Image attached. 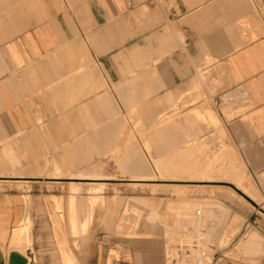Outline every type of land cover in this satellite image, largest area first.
<instances>
[{
    "label": "crops",
    "instance_id": "obj_1",
    "mask_svg": "<svg viewBox=\"0 0 264 264\" xmlns=\"http://www.w3.org/2000/svg\"><path fill=\"white\" fill-rule=\"evenodd\" d=\"M263 1L0 0V178H38L35 168L20 171V162L37 159L41 150L54 151L47 184L68 181L66 213L51 216L55 260L82 264L68 248L61 224L64 220L77 239L74 245L83 249L94 208L104 202L100 194L106 182L153 186L144 183L160 170L182 175L170 172L176 161L192 160L195 171L214 162L216 177L231 179L226 183L264 205V13L258 10ZM208 128L216 129L215 140L221 139L225 149L216 161L202 162L198 156L208 149L201 140L211 138ZM109 153L125 178L103 172L98 160ZM234 158L253 182L245 171L242 185L243 176L231 172ZM51 199L57 210L54 199L60 206L61 200ZM134 200L148 204L144 198ZM218 203L216 210L222 208ZM159 207L143 217L144 245L106 264H165L168 235L156 233ZM31 211L29 195L0 193V264H8L10 253L20 254L10 244L27 218L36 264ZM253 217L247 215L246 236L239 244L246 257L255 251L264 255V229ZM115 218L109 214L106 226L121 233ZM120 220L129 221L125 215ZM239 220L234 215V234ZM138 221L133 219L123 233L131 242L140 238L133 233ZM158 236L162 248L153 239Z\"/></svg>",
    "mask_w": 264,
    "mask_h": 264
},
{
    "label": "rangeland",
    "instance_id": "obj_2",
    "mask_svg": "<svg viewBox=\"0 0 264 264\" xmlns=\"http://www.w3.org/2000/svg\"><path fill=\"white\" fill-rule=\"evenodd\" d=\"M258 10H260L261 13H264V1L263 5L260 3ZM254 11L256 14L258 13L256 9H254ZM202 122H205L206 125L217 124H213L210 121L206 122L204 120ZM215 130L216 129L213 130L208 128V130H206V137L211 138L209 140L205 137L201 139L206 142L204 144L208 149L198 156V161H216L219 156L223 155L221 151L225 149V147L223 146L221 139L215 140ZM211 139L212 143H210ZM53 153L54 151L52 150H41L39 154H37V159L20 162V171L27 172L31 168H35V172L38 173V175H36L38 178H0V193H8L11 195L19 194L22 196L29 195L31 197V214L33 219L32 249L36 264H61L58 261V258L56 257L55 260L52 255L55 249V237L51 216L58 214L57 212H60L59 214L61 216H64L66 213L65 207L68 196L66 183L68 181L60 180L59 182L65 183L63 185L47 184L49 180H46L45 178L47 177V174L50 171L49 167L53 162ZM112 156L113 155L109 153L105 156V160H98L103 162V172L114 175L117 180L125 178L122 176L121 170L115 162V156ZM213 163L207 162L205 166L206 168H203L202 171H195L194 162L192 160L176 161L175 166H171L173 169H170V172L180 173L182 175H163L161 170L158 169L160 170V176L171 178L173 181H213L218 178L221 179L218 182L197 184L206 187H195L196 183L184 184L166 182H152L153 184H147L153 186L133 187L126 185L125 182H106L109 186L105 190L102 192L101 190L95 191L96 193L101 192L100 195L104 198V202L101 206H96L94 208L92 219L89 223L86 234L88 236V241L83 249L76 246V244L74 245V243H77V239L75 242L74 236L69 233L68 225L64 220L62 221L61 226L62 229L66 231L68 248L71 249L82 264H106V259H114L116 257L117 259L123 260L126 254H134L133 251L136 244L144 245L146 241L141 240L143 238L140 234L147 230L146 225H144L145 223L143 222V217L148 214L151 207L154 208L160 206L155 210V216L160 217V223L156 226L157 231H155L157 234L165 232V235H168L166 251L173 248L178 249L179 247L182 249L185 248L191 255L195 253V250H203L210 255L215 251L217 264H264V255H258L261 251H255L256 255L253 257H246L239 253V248L241 247L239 244L246 236L247 224L245 222L248 220L247 215L249 213H252L254 216L253 218L259 225L258 227L262 230L264 229V215L259 211V209L262 210V206H264L262 204L263 201L258 198L256 201L257 204L253 202L257 207H250L245 202L235 198L232 194L230 196V193L223 189H226V187H232L230 184L226 183V181L232 182V180H226V177H216L217 173H215V169H213ZM225 163L226 162L224 161L221 164ZM229 165L232 168L231 172H234L235 176L240 174L243 176L241 184H245L246 169L244 165L240 161H237L236 158L231 160ZM234 168L236 169V172L234 171ZM226 172L227 169H225V173ZM246 173L252 181V178L247 171ZM150 179L151 180L148 181H155L157 178L152 174ZM181 185L188 186L174 187ZM100 188H104V186ZM71 190L74 192L78 191L73 185ZM89 193L90 192L86 190L81 192L84 197L89 196ZM53 195L59 197L61 200L60 206L57 199H54L57 210L59 211L54 210V205L51 199V196ZM142 198L147 199L148 204L143 205L134 200ZM243 198L245 199L246 197ZM218 202L223 203V205L229 210L226 224L225 206H222ZM216 203L222 208L216 210L214 207ZM72 206L73 203L71 198L68 205V212L71 217L74 215ZM134 210H136L138 214H134L133 212H136ZM111 213H115L116 215L115 223H120L122 225L123 231L121 233L107 228L105 221ZM166 213L171 216L174 215L176 218L174 224L171 226L166 222ZM123 215L128 217L129 221L124 222L120 220ZM234 215H239L243 218V220L238 221V231L235 234L233 232ZM133 219L139 220L138 226L133 233L137 231L140 234V238L131 242L123 233L131 228V221H133ZM212 219L215 223H211ZM130 237H133V235ZM158 237H154L153 239H157L162 248L164 244L163 239L161 236ZM227 237L230 238V242L227 240ZM5 245L7 244L5 243ZM5 248L8 249V245ZM5 248H2L4 254L7 252ZM19 252L24 253V249H19Z\"/></svg>",
    "mask_w": 264,
    "mask_h": 264
},
{
    "label": "bare ground",
    "instance_id": "obj_3",
    "mask_svg": "<svg viewBox=\"0 0 264 264\" xmlns=\"http://www.w3.org/2000/svg\"><path fill=\"white\" fill-rule=\"evenodd\" d=\"M155 171H158V170H155ZM156 174V173H155ZM156 176V180L155 181H147L148 183H152V182H166V183H183V182H176V181H173L172 179H167V178H164L162 176L159 175V172L155 175ZM144 183V185H150V184H147ZM205 182H208V181H205ZM72 183V182H70ZM165 183V184H166ZM209 183V182H208ZM78 184V183H76ZM153 184V183H152ZM185 184V183H184ZM198 183H196L195 186H198V187H206L204 185H197ZM201 184V183H200ZM206 184V183H205ZM75 185V184H74ZM176 185H179V184H176ZM231 185V184H230ZM99 186V185H98ZM104 185H101V187H103ZM156 186V185H154ZM173 186V185H171ZM182 186H188V185H181V186H174V187H182ZM232 187H226L228 189H230L231 191L235 192L241 199H243L245 201V203L251 207H253L248 201H246L244 197L248 198L246 195H244L241 191H239L237 189V187L231 185ZM238 186V185H237ZM216 187V186H215ZM177 189V188H176ZM240 189V188H239ZM99 191V190H98ZM230 191V192H231ZM236 196V195H235ZM249 200H251L250 198H248ZM252 201V200H251ZM253 202V201H252ZM28 206V205H27ZM173 212V211H172ZM175 216L174 215H169L166 213V222L169 226L173 225L174 222H175ZM30 220L29 218L26 219V224H24L22 226V228H19V229H16L15 232L13 233V236H12V240H11V246H13L15 249L19 250V249H24V253H16L18 254L23 260H24V264H33L32 262V250H31V237H30V229H31V224H30ZM13 232V231H12ZM10 246V247H11ZM185 249V248H184ZM183 249V250H184ZM178 250L177 248H173V249H170L168 251H166L167 254H165V264H173V261H177L180 257L179 253H178ZM214 252V251H213ZM13 253V252H12ZM169 258L172 259V261L170 262L169 261ZM67 264H73L70 260L67 259Z\"/></svg>",
    "mask_w": 264,
    "mask_h": 264
},
{
    "label": "built area",
    "instance_id": "obj_4",
    "mask_svg": "<svg viewBox=\"0 0 264 264\" xmlns=\"http://www.w3.org/2000/svg\"><path fill=\"white\" fill-rule=\"evenodd\" d=\"M178 249V253L181 258L175 262L173 261V264H217L215 251L210 255L208 252L206 253L203 250H195V253L191 255L186 249L183 250L181 247ZM169 261L171 262L172 259L169 258Z\"/></svg>",
    "mask_w": 264,
    "mask_h": 264
},
{
    "label": "water",
    "instance_id": "obj_5",
    "mask_svg": "<svg viewBox=\"0 0 264 264\" xmlns=\"http://www.w3.org/2000/svg\"><path fill=\"white\" fill-rule=\"evenodd\" d=\"M244 197V196H243ZM253 207H257L251 200L245 198ZM259 211L264 215V211L259 209ZM8 264H24V260L16 253H10L8 257Z\"/></svg>",
    "mask_w": 264,
    "mask_h": 264
}]
</instances>
